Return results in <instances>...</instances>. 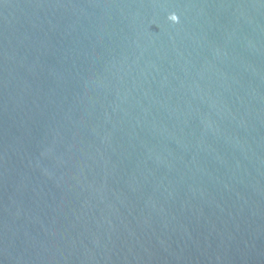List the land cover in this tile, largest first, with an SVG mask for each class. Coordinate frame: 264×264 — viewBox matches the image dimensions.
I'll list each match as a JSON object with an SVG mask.
<instances>
[{
    "label": "water",
    "instance_id": "obj_1",
    "mask_svg": "<svg viewBox=\"0 0 264 264\" xmlns=\"http://www.w3.org/2000/svg\"><path fill=\"white\" fill-rule=\"evenodd\" d=\"M0 264H264V0H0Z\"/></svg>",
    "mask_w": 264,
    "mask_h": 264
}]
</instances>
